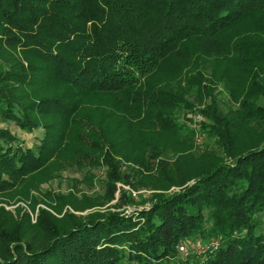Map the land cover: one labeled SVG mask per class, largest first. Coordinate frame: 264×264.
<instances>
[{"label":"trees","instance_id":"1","mask_svg":"<svg viewBox=\"0 0 264 264\" xmlns=\"http://www.w3.org/2000/svg\"><path fill=\"white\" fill-rule=\"evenodd\" d=\"M224 64L247 80L241 108L249 92L264 96V0H0V124L43 130L28 147L0 126V199L56 176L70 151L76 165L85 158L107 167L108 201L117 182L135 186L131 173L157 180L123 171L118 158L152 172L168 143L181 148L169 137L132 147L131 134L82 114L91 96L155 110L153 123L178 137L193 132L182 122L188 96L211 98L202 132L217 136L226 156L178 159L173 172L160 160L164 184L153 189H179L153 193L130 213L42 210L29 229L0 207V264H264V134L249 133L254 116L218 110ZM55 83L64 90H42ZM124 204L137 202L122 190L116 209ZM211 241V252H179L181 243Z\"/></svg>","mask_w":264,"mask_h":264},{"label":"rangeland","instance_id":"2","mask_svg":"<svg viewBox=\"0 0 264 264\" xmlns=\"http://www.w3.org/2000/svg\"><path fill=\"white\" fill-rule=\"evenodd\" d=\"M223 69L229 70L227 71L226 86L220 85L218 90L215 91L216 96L214 97L217 101L218 110L225 115L230 114L233 117H238L243 113L254 116L255 120H249V133L253 132L256 127L258 129L256 130L258 132L257 135L264 134V96L252 97L249 92V105L245 109L244 107L241 108V102L246 98L243 87L247 83V80L244 83L240 82L244 77H239L234 67L224 64ZM250 83L249 79V85ZM42 90L53 94L57 91L62 92L64 86L55 83L50 86H43ZM188 99L190 100L189 103L193 104V106L183 110L182 122L185 124V127L192 129L193 132L185 134L186 131L183 130L182 136L179 137L173 131H169L167 135L161 132V128L158 127L159 125L153 123L155 110H147L141 105L126 109L123 103L116 104L113 98L107 99L101 96L84 98L85 109H83L82 114L84 115V110H88L94 118L102 117L103 122L112 125V127L117 126V129L120 132L122 131L123 135L131 134L132 138L128 141L132 147L145 148L147 141L150 142L159 138L163 139V137H169L174 140L181 150L176 149L173 143H168V151L160 159L152 162V168H154L152 172H147L144 168L133 162L130 163L125 159L118 158L119 162L123 163V171L128 167H134L133 169L140 170L144 175L151 174L157 180L162 181L163 178L159 168L161 164L160 160H167L171 163L170 170L173 172L174 164L178 159L183 161H198L208 156H223L226 159L217 136L213 133L207 134L206 132H202V125L210 122L209 118L202 111L209 110L208 105L212 99L204 98L202 101L193 94L188 96ZM128 123H131L129 130L127 129ZM0 126L9 128L28 147H32L39 142L43 131L39 129L34 133H27L12 122L1 123ZM250 135L249 137H252L254 133ZM68 158L74 159L71 151ZM63 159L60 160V169L56 176L50 177L41 184L38 183L36 188H32L24 197H17L15 199L8 197L1 198L0 207H3L17 221H21L22 224L27 225L30 229V227L32 228L31 225L37 224L39 212L42 210L49 211L58 218L68 215L86 217L95 212L107 210L132 212L138 206L140 208L143 207L144 205L140 201L142 199H149L153 193H171L179 189L176 185H172L167 190L153 189V185L158 184V181L155 179L151 182L153 177H146L141 180L139 175L131 173L129 178L135 186L117 182L118 191L115 194V199L108 201L106 197L108 169L105 165H96L85 158L82 160L84 165H76L75 162H72V159H65L64 156ZM144 180L150 185L145 186L143 184ZM161 183L164 184V180ZM122 190H125L129 196H132L137 204H124L120 209H116Z\"/></svg>","mask_w":264,"mask_h":264},{"label":"built area","instance_id":"3","mask_svg":"<svg viewBox=\"0 0 264 264\" xmlns=\"http://www.w3.org/2000/svg\"><path fill=\"white\" fill-rule=\"evenodd\" d=\"M127 212L130 213L129 211ZM217 246H218V241H211L206 244H203V243L198 244L192 249H190L185 243H181L179 245V252L183 254L184 256H188L190 254L200 255L207 251L211 252L213 249H216Z\"/></svg>","mask_w":264,"mask_h":264}]
</instances>
